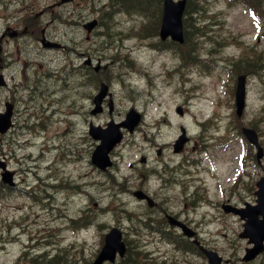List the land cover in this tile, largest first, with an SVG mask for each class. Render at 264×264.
<instances>
[{
	"label": "rangeland",
	"instance_id": "1",
	"mask_svg": "<svg viewBox=\"0 0 264 264\" xmlns=\"http://www.w3.org/2000/svg\"><path fill=\"white\" fill-rule=\"evenodd\" d=\"M118 2L122 3L120 0H12L11 5L3 0L0 3V33L7 15H11L9 21L18 24L29 22L36 33L30 34L34 37L27 33L16 37L20 38L18 53L14 44L10 46L8 42L6 46L18 59L8 71L10 86L0 89V106L6 97H13V88L18 83L16 97L21 98V102L18 99L21 114H17L8 137L10 142L0 147V156L8 161V166L16 168L22 187L4 189L0 199V264H45L31 256L39 249L54 254L61 247L64 248L58 251L63 264H92L111 225L119 226L129 245L142 252L141 264H208L203 254L188 250L177 254L170 239L180 244L187 238L166 221V213L177 215L198 229L203 241H209L223 255V264H242L241 257L248 245L247 239L239 236L244 221L223 211L221 205L227 199L237 205L246 201L255 203L256 182L264 174V158L261 164L257 163L256 148L241 134L244 125H253L264 147V19L243 2L210 0L201 15L202 21H193L195 16L192 21H185V29L193 35L187 47L192 56L142 53L131 50L136 43L133 39L126 40L129 48L124 51V60L121 59L124 66L109 71L113 85L109 101L114 102V113L109 112V117L106 111L93 115L89 110L93 103L90 94L96 87H82V94L75 101L82 114L75 118L76 129L72 124L69 128L70 119L64 117L62 121L61 113L54 119L48 115L52 111L47 110L50 99L44 88L52 84L64 88L68 86L66 82H73L77 88L78 76L73 71L68 74L55 67L70 63L78 51L82 61L90 58L96 64L103 48L118 41V31H122L120 22L125 21L126 27L130 24L127 11L116 10V16L113 12L111 21H106L104 28L99 26L92 32L96 33L93 36L86 33L83 21H78L100 15L105 7L114 11ZM25 17L29 21H22ZM139 23L133 32H139L142 27ZM106 27H109V42L100 35ZM43 29L51 39L69 49H44L39 41ZM48 57L50 68L42 63ZM237 57H246V61L240 62ZM117 59L110 57V61ZM75 61L78 63L79 58ZM100 62L104 64L105 60ZM242 63L247 67L259 63L260 67L245 72L247 104L239 117L234 107V89ZM21 67L24 72H19ZM119 73L121 81L116 82ZM197 91H201L200 96L192 97ZM66 98L60 101L64 110L71 108L65 105ZM180 106L183 115L177 111ZM131 107L143 115L140 128L134 134L128 133L116 149L110 169H98L90 161L98 141L88 134L89 121L105 124L110 116L120 119ZM190 113L201 120L200 125L193 126ZM38 115L39 122L33 123V117L37 119ZM181 126L186 127L190 141L182 153L175 154L173 143ZM244 151L248 155L243 167L240 155ZM73 152L76 163H70ZM143 155L146 162L140 161ZM148 167L151 169L147 170ZM158 167L173 169L177 180L172 178L160 189L163 179L156 175ZM238 171L241 173L235 177ZM199 174L209 187H197ZM67 177H73L74 182L67 181ZM73 186L78 190L74 195ZM141 187L151 192L161 207L148 206L146 200L135 197L133 191ZM68 199L70 203H66ZM58 206H62L67 218L55 216L60 211ZM80 207H85V215L92 219L85 228L72 227L70 220ZM206 209L224 227L225 234L213 231L208 234L200 226L201 214ZM74 217L78 219L77 215ZM14 222L19 227L10 230L9 224ZM204 225L209 226L205 222ZM17 232H21L18 241L14 236ZM148 240L149 243L143 244ZM27 243L30 246L26 248ZM259 258L254 264H264V251Z\"/></svg>",
	"mask_w": 264,
	"mask_h": 264
},
{
	"label": "water",
	"instance_id": "2",
	"mask_svg": "<svg viewBox=\"0 0 264 264\" xmlns=\"http://www.w3.org/2000/svg\"><path fill=\"white\" fill-rule=\"evenodd\" d=\"M185 0H165L163 8L162 23L160 28L161 38L172 36L173 39L183 40V22L182 15L184 10ZM97 21H90L86 24L89 30L96 24ZM107 85L103 82L101 84L100 91L95 95L94 102L98 106L94 110H100V103L103 97L106 95ZM245 76L240 75L238 86L236 89V106L238 114H241L245 106ZM95 112V111H94ZM10 109L6 113L0 112V130L4 131L10 125ZM140 115L135 110H131L127 113V118L121 123L109 122L105 127L101 125L91 124L90 134L100 139L101 142L97 144L92 153V161L101 168H105L109 165V151L113 148L115 143L122 138V132L119 126L123 124L129 129H133L136 123L139 121ZM249 138L257 143L256 132L252 128H245ZM187 139L185 134H182L175 142L174 146L176 150H180L184 141ZM262 155V148L259 146L258 158ZM10 177V175H9ZM259 189L257 190L256 206H248L245 209H240L242 217L247 218L245 223V230L242 235L248 236L250 241L254 242V246L247 249L245 259L254 258L260 250L263 249L264 240V177L258 181ZM259 214H262V218H259ZM188 232V230H186ZM119 251L123 255L125 251V244L121 239V234L118 230L113 229L105 236V243L100 250L99 254L95 258L93 264H103L107 259L114 260L116 252ZM210 264H220V257L216 252H209Z\"/></svg>",
	"mask_w": 264,
	"mask_h": 264
},
{
	"label": "flooded vegetation",
	"instance_id": "3",
	"mask_svg": "<svg viewBox=\"0 0 264 264\" xmlns=\"http://www.w3.org/2000/svg\"><path fill=\"white\" fill-rule=\"evenodd\" d=\"M4 1H5V3L7 5H11L12 4V0H4ZM159 1L161 3V0H159ZM190 1H192V0H187V4H189ZM2 2H3V0H0V3H2ZM78 14H79V17H81V12L80 11L78 12ZM10 16L11 15H7L6 16V20L4 21L3 25L1 26L2 31L0 33V74L3 75V78H2L3 83H0V89L4 88V87H7V86H10V84H9L10 75L8 74V71L13 68V65L16 64L17 59H18V56L15 55L12 51H10V52L7 51V49L5 47L7 45L6 43L14 41L15 47H17L16 37L22 36V35H24L25 33L29 32V31L30 32H34V30L31 28L32 25H30L29 22L23 23V22L20 21L21 23L19 22V24H18L17 21H9ZM92 18H95L97 21H99L98 22V26L95 28V30L99 26H101V22L100 21H109L107 18L105 19L103 16H101V14L100 15L95 14V15H93ZM29 19H30L29 17H25L23 19V21H29ZM89 19H91V18H84V20H81L79 18L78 21H87ZM22 24H24V27H23ZM21 25H22V28H20ZM47 38H48V41L50 43L51 42L50 37H47ZM16 53H18V52H16ZM11 58H14V59L11 60ZM89 64H91V63H89ZM81 65H83V64L81 63V59H79V62L77 63V68L80 69L79 70V77H78L79 83H81ZM106 66L107 67L109 66V62L107 63ZM19 72H24V68L21 67V69H19ZM9 73H11V72H9ZM16 73H18V72H16ZM13 77H14V75L12 76V78ZM17 84L18 83H16L14 88H13V97H10V96L6 97L4 99V101H3V105L0 106V110H4L5 109V104L7 102H11L13 104V121H14L13 122L14 123L13 124V128L11 130L7 131L4 134H1V136H0V147H3L8 142V137L13 132V129H14L15 124H16L17 114L20 113V110H21L19 105H18V99L21 102V98L18 97V99H17V97H16ZM20 84L26 86L25 82H21ZM61 98L64 99V96L63 95L60 96V99ZM62 99L60 101H62ZM7 154H8V152L5 153V156ZM0 160H1L3 165H7V161L3 157H0ZM0 169H1V167H0ZM0 174H1V171H0ZM166 184H167L166 180H163V182L161 183V186H164ZM143 190H145L146 192L151 194V192H149L147 189L143 188ZM153 206L161 207L160 204L158 202H155V201H154ZM166 216H168V213H167ZM189 240L192 241L191 238H189Z\"/></svg>",
	"mask_w": 264,
	"mask_h": 264
},
{
	"label": "bare ground",
	"instance_id": "4",
	"mask_svg": "<svg viewBox=\"0 0 264 264\" xmlns=\"http://www.w3.org/2000/svg\"><path fill=\"white\" fill-rule=\"evenodd\" d=\"M51 80H52V78H51ZM50 83H52V82H50ZM45 90H46V93L49 95L50 106L52 107V114L54 113V117H58V110L62 108L61 107L62 103L60 102V100L62 98L60 99V95H64V94H60V89L56 88V84H52L51 86H48L47 88L45 87ZM200 94H201V91H197V92L193 93L192 97H199ZM190 115L192 116L191 122H192L193 126H198L200 124L201 120L199 118H196V115L193 113H191ZM50 116L52 119H54L53 115H50ZM47 147H49V146H47ZM58 209L60 211L58 212L57 217H59V218L65 217V212H64L62 206H59Z\"/></svg>",
	"mask_w": 264,
	"mask_h": 264
},
{
	"label": "trees",
	"instance_id": "5",
	"mask_svg": "<svg viewBox=\"0 0 264 264\" xmlns=\"http://www.w3.org/2000/svg\"><path fill=\"white\" fill-rule=\"evenodd\" d=\"M151 2H153V1H151ZM142 7L147 8L148 5L143 3ZM192 26H193V24H192ZM188 27H190V26H188ZM193 33H194V31H193ZM186 36H187V40H190L189 38H193L191 31H188V30L186 31ZM254 64L259 65V63H257V64L254 63ZM241 65L244 68L245 63H242ZM38 257L39 258H34L33 260H40L41 262H44L45 264H63L62 260H61L62 256H61L60 252L56 253L55 255L49 256L48 258L46 257V254H43V255L38 256ZM64 261H65V263L67 261V257H65V256H64Z\"/></svg>",
	"mask_w": 264,
	"mask_h": 264
}]
</instances>
